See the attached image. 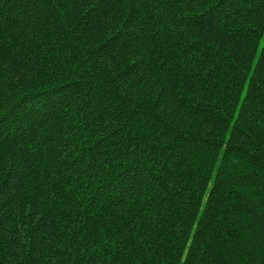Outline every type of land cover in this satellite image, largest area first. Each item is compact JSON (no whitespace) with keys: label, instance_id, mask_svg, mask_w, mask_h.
Listing matches in <instances>:
<instances>
[{"label":"trees","instance_id":"obj_1","mask_svg":"<svg viewBox=\"0 0 264 264\" xmlns=\"http://www.w3.org/2000/svg\"><path fill=\"white\" fill-rule=\"evenodd\" d=\"M0 120V264H264V0H0Z\"/></svg>","mask_w":264,"mask_h":264},{"label":"snow or ice","instance_id":"obj_2","mask_svg":"<svg viewBox=\"0 0 264 264\" xmlns=\"http://www.w3.org/2000/svg\"><path fill=\"white\" fill-rule=\"evenodd\" d=\"M6 122L4 120H0V123ZM6 191L10 192L12 189L11 188H7V186H5ZM5 198V192L4 191H0V199H4Z\"/></svg>","mask_w":264,"mask_h":264}]
</instances>
